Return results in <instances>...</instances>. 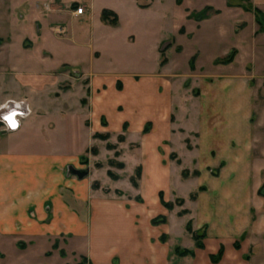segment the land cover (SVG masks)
<instances>
[{
	"label": "rangeland",
	"instance_id": "374dc122",
	"mask_svg": "<svg viewBox=\"0 0 264 264\" xmlns=\"http://www.w3.org/2000/svg\"><path fill=\"white\" fill-rule=\"evenodd\" d=\"M137 1L143 7L0 0V104L24 100L31 110L15 130L0 124V264H104L85 252L95 225L83 234L82 222L108 217L106 237L117 219L95 206L123 207L127 224H138L128 241L145 233L141 224L161 230L167 264H191L175 248L194 251L196 242L208 260L221 248L216 263L227 247L264 262L259 117H218L209 97L233 88L260 103L264 8ZM80 4L84 15L71 16ZM90 5L118 8L116 24L97 26Z\"/></svg>",
	"mask_w": 264,
	"mask_h": 264
},
{
	"label": "crops",
	"instance_id": "0c3cea01",
	"mask_svg": "<svg viewBox=\"0 0 264 264\" xmlns=\"http://www.w3.org/2000/svg\"><path fill=\"white\" fill-rule=\"evenodd\" d=\"M126 1L130 3L132 9H136L137 7L138 8L143 7L142 4H139L137 0H126ZM249 2L251 4H254L255 6L264 8V0H249ZM80 7L83 8L82 13L75 14L73 11H70L71 16L78 17V16L84 15L85 8L81 4H80ZM104 8L114 11L117 17L119 18L118 8H114L113 6H106L98 10L97 9L93 10L91 6L90 13L95 18L96 17L99 18V22L96 23L97 26H102V24H106L100 18L101 10ZM254 45L257 46L255 42L253 43V46ZM261 74L262 76H260V81H261V84H264V69H262ZM233 80L234 79L231 78V80H228L227 82L229 84L234 85L235 83H233L234 82ZM232 90L233 91H225V92L223 91V94L222 93L220 94L218 92L217 93L211 92L209 94V97L211 99L210 100L211 111H212L211 113L218 117H230V116L231 117L236 116L237 118L242 117L241 118L242 121H246L249 124L248 120L255 112V114H257L259 117V120H257L258 122L257 129H258V132H260V137L262 134V138L264 139V94L260 98V103H258V105L256 106L254 103L255 99H253L254 93L252 91H249L248 95L246 94L242 95V93L235 92L233 88ZM223 98L227 99L228 101L232 103L230 104L228 103L229 106L225 107L223 103L218 102V101H221ZM227 123L231 124L230 127H233L232 121H227ZM249 130L247 129V132L251 133ZM214 133L223 134L224 132L219 131V132H214ZM214 133L211 132L210 134H211V137L215 141L223 139L222 135L220 134L214 135ZM246 139L249 140V138L245 137V140ZM251 143H252V140H251ZM240 147L241 146H238V148ZM242 148H246V147L243 145ZM54 162H51V163L53 164ZM1 163H4V162H1ZM56 182L54 183L55 188H58L59 187L58 185L60 183H63V182H59V183H56ZM69 183L82 186L78 183H74L73 181H70ZM94 209L95 210L101 209L102 212H98V213H102L105 216L106 214L109 215L111 213L113 214L114 217H116L117 220H116V224H114V227L117 233H115L114 236H112L111 234H108L105 237V234L109 233V232H106V229L112 226V224H108V221L110 220L108 219V217H107L108 221L106 220V218L96 221V222H101V224H88V223L82 222V224H87L85 226L86 230L83 231V234L90 233V230L92 228L91 226L95 225L94 232L90 233V237L94 235L93 238L95 239L89 238L90 239L88 242L89 249L85 251L89 256L94 257V258L101 256L102 263L104 264L106 263L110 264L112 257H115L117 259L118 264H167L168 263L169 257L163 253L164 243L161 242L160 239L158 238V236L162 232L161 230H158V228L153 227L148 224H141L142 228L146 230L145 233H143L142 236L139 235V237L135 235L136 236L135 238H132L131 240L128 241L127 239H124V238H127L125 236V232L130 230V228H137L138 224H127L128 219H126L127 218L126 215H123L124 214L123 207L120 206V207H114V208L112 207L111 209H106V207L104 206H101V207L95 206ZM95 213L97 212H94L93 214ZM93 219H96V217L94 215H90L88 216L87 222L88 221L91 222V220L93 221ZM0 223H3V222H0ZM153 229H155L156 231L152 232ZM91 245L92 246L97 245L99 247L96 250H92L90 247ZM113 246L114 248H116L114 249L115 250L114 252L112 251ZM193 252L194 254L192 256L191 255L188 256L191 264H264V262L260 261L259 259H254L255 261L254 263H251L249 259L244 260L242 256H240L239 254H236L235 252L231 253V251L228 250V247L226 248V253H224L222 260L219 261L218 263L211 262L210 260H208V257L204 256V254L207 252H205L201 248H196L194 249ZM203 252L205 253L202 254ZM212 252L213 251L211 250L209 253H212ZM261 254H262L261 255L262 258L264 259V244H263V253ZM206 256H208V254H206Z\"/></svg>",
	"mask_w": 264,
	"mask_h": 264
},
{
	"label": "clouds",
	"instance_id": "9594fccd",
	"mask_svg": "<svg viewBox=\"0 0 264 264\" xmlns=\"http://www.w3.org/2000/svg\"><path fill=\"white\" fill-rule=\"evenodd\" d=\"M11 104H12V107H9V102L0 104V109L6 110L0 113V120L5 122V124L8 127L15 129L16 127L19 126V122H20L15 117L17 116L24 117L28 114V111L21 110L22 101L21 102L11 101Z\"/></svg>",
	"mask_w": 264,
	"mask_h": 264
},
{
	"label": "trees",
	"instance_id": "16d2710c",
	"mask_svg": "<svg viewBox=\"0 0 264 264\" xmlns=\"http://www.w3.org/2000/svg\"><path fill=\"white\" fill-rule=\"evenodd\" d=\"M177 1H179V0H177ZM100 18L104 23L116 24L118 17L114 11L104 8L101 10ZM196 247L201 248L202 244L200 242H198V243L196 242ZM175 252L179 256H186V255L192 256L194 254V252L192 250H186V249L180 253H177V248H175ZM221 254H222V251L220 248L216 254L210 255V260H212V262L218 261Z\"/></svg>",
	"mask_w": 264,
	"mask_h": 264
},
{
	"label": "built area",
	"instance_id": "2783aa9c",
	"mask_svg": "<svg viewBox=\"0 0 264 264\" xmlns=\"http://www.w3.org/2000/svg\"><path fill=\"white\" fill-rule=\"evenodd\" d=\"M82 11H83L82 7H77L75 13H76V14H81ZM11 101H16V102H21V101H22L21 110L28 111V114H27L26 116H28V115L30 114V112H31V110L29 111L30 107H29V105H28L24 100H13V99H7V100H5L3 103H5V102H9V107H12ZM3 103H2V104H3ZM4 111H6V110H5V109H0V113H2V112H4ZM24 117H25V116H24ZM24 117H19V116L15 117L16 119H18V120L20 121V122H19V125H20V123H21V120H22ZM0 124L3 126V127H2V130H3V131H8V132H9V131H12V130H15V129H17V128L19 127V126H18V127H16L15 129H12V128L8 127V126L5 124V122H3L2 120H0Z\"/></svg>",
	"mask_w": 264,
	"mask_h": 264
},
{
	"label": "water",
	"instance_id": "95a60500",
	"mask_svg": "<svg viewBox=\"0 0 264 264\" xmlns=\"http://www.w3.org/2000/svg\"><path fill=\"white\" fill-rule=\"evenodd\" d=\"M68 169L70 172L77 174L79 177H82L84 175V172L80 170H75V169H72L71 167H68Z\"/></svg>",
	"mask_w": 264,
	"mask_h": 264
}]
</instances>
